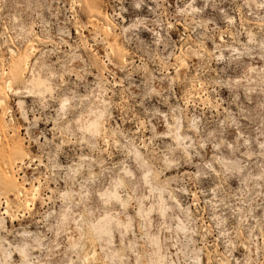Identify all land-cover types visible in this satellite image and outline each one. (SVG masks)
<instances>
[{
  "label": "rangeland",
  "instance_id": "374dc122",
  "mask_svg": "<svg viewBox=\"0 0 264 264\" xmlns=\"http://www.w3.org/2000/svg\"><path fill=\"white\" fill-rule=\"evenodd\" d=\"M0 98V264H264V0H0Z\"/></svg>",
  "mask_w": 264,
  "mask_h": 264
},
{
  "label": "bare ground",
  "instance_id": "6f19581e",
  "mask_svg": "<svg viewBox=\"0 0 264 264\" xmlns=\"http://www.w3.org/2000/svg\"><path fill=\"white\" fill-rule=\"evenodd\" d=\"M102 30L104 32H108L111 30V27L108 24H102ZM184 60V59H183ZM182 61V60H181ZM184 65V64H183ZM249 68H254L253 66H250ZM257 69V68H256ZM33 73V72H31ZM6 86L8 85L12 87L11 85V81L9 78H6ZM25 88H27L26 90L29 93H36V94H42L41 92V86H44L48 91V89L50 88V86H48L47 84V80L46 78H44L42 75H40L39 73H35L32 74L30 77H28L25 81ZM50 85V83H49ZM10 87V88H11ZM43 87V88H44ZM9 88V89H10ZM45 91V89H44ZM50 91V90H49ZM14 92V91H13ZM66 98H63L60 102V108L63 109L65 106L64 104ZM104 99L101 98L100 102L104 103ZM3 100L0 98V104H2ZM91 112V115H81V117H79V121H80V127L84 129L85 132H87L89 135L91 136H96L100 130V118L103 115V109H97V111H92L89 110ZM181 125H179L177 123V126L173 127L170 126L169 130L166 134L170 135L172 137V139L176 142L177 145H179L180 147H182L183 149L186 148V144L187 142L185 141L186 137L185 135H183V133L180 131L179 128ZM169 137V136H167ZM190 142V140H189ZM189 144V143H188ZM132 157L133 159L137 162V163H142L140 160V153L138 149H134L133 153H132ZM226 166H231V165H227ZM235 168L239 169L240 166H235ZM125 172H129L128 169H125ZM148 169H144L142 171V176L140 181L143 184H148L149 185V192L154 193L155 191V187H153V185L150 182V178L148 176ZM124 185V182L121 178L115 179L112 183H111V187L110 189L107 188L105 191L100 192V195L105 196V202L109 203L110 201H115V202H122V197H121V186ZM37 190V188H36ZM21 193L18 192L16 195H20ZM144 197H148L147 195H144ZM176 200V202H178V199L174 198ZM179 204V202H178ZM140 206H142V204L140 203ZM156 208L159 211V213L161 215H164L166 210L169 208V202L167 200V197L161 192V190L158 191V195H157V201H156ZM154 209V205L152 203H150L146 208H141L140 207V212L142 217L144 218V220L147 222L150 221V213L151 211ZM8 213V209H5V213ZM12 217V216H11ZM115 224L119 230L121 232H127L128 230V226H129V221L128 220H123L118 214L114 213L111 214L109 212H104L102 213L98 219L96 220L95 224H92L93 229L95 230V232L101 236L103 238V240L106 242L107 244V248H109L110 251V255L111 257L114 254V250H112L109 246L110 244V237H111V225ZM179 225V224H178ZM64 226V225H63ZM66 229V226H65ZM29 234V232H28ZM29 236V235H27ZM104 236H106V238H104ZM68 241L69 243H71L72 245L76 242L75 239H73V237L70 235L68 236ZM150 242L152 243L154 248V252L156 254V263L157 264H176V262L174 261L173 258H171L170 256H168V250H164V246L168 244V242L166 240L161 239L160 237H150ZM23 254V256H26V252L23 250L21 252ZM3 257H4V261L3 264H8V258L9 253L7 252H3ZM30 264H39V261L34 260V259H30Z\"/></svg>",
  "mask_w": 264,
  "mask_h": 264
}]
</instances>
